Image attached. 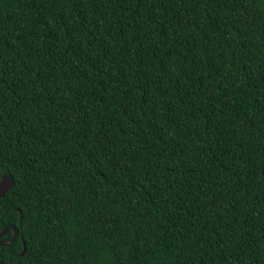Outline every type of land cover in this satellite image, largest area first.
<instances>
[{"label": "trees", "instance_id": "1", "mask_svg": "<svg viewBox=\"0 0 264 264\" xmlns=\"http://www.w3.org/2000/svg\"><path fill=\"white\" fill-rule=\"evenodd\" d=\"M6 176L3 264H264V0H0Z\"/></svg>", "mask_w": 264, "mask_h": 264}, {"label": "water", "instance_id": "2", "mask_svg": "<svg viewBox=\"0 0 264 264\" xmlns=\"http://www.w3.org/2000/svg\"><path fill=\"white\" fill-rule=\"evenodd\" d=\"M12 187H13V182L11 180V177L10 176L3 177L0 182V199H2L4 195L6 194V192L9 191ZM9 231H12L13 233L11 239L7 242L0 241V247H8L12 243H14V241L18 238V235H19L18 230L14 226H8L0 232V239L3 238ZM22 246H23V250L20 256H23L26 251L24 242H22ZM0 264H3V263L0 262Z\"/></svg>", "mask_w": 264, "mask_h": 264}]
</instances>
